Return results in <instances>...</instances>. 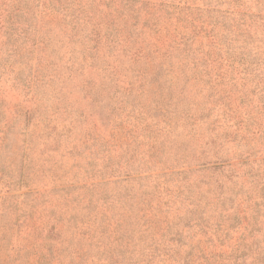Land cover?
<instances>
[{
	"label": "rangeland",
	"instance_id": "rangeland-1",
	"mask_svg": "<svg viewBox=\"0 0 264 264\" xmlns=\"http://www.w3.org/2000/svg\"><path fill=\"white\" fill-rule=\"evenodd\" d=\"M188 253L264 264V0H0V264Z\"/></svg>",
	"mask_w": 264,
	"mask_h": 264
},
{
	"label": "trees",
	"instance_id": "trees-1",
	"mask_svg": "<svg viewBox=\"0 0 264 264\" xmlns=\"http://www.w3.org/2000/svg\"><path fill=\"white\" fill-rule=\"evenodd\" d=\"M221 170V172L223 171L224 172V168L223 167H219V166H215V167H213V169L212 170H215V171H217V170ZM200 170H202V168L200 169ZM188 172H193L192 170L191 171H180V172H175V175H178V176H183V175H186ZM185 177H183V179H181V181H185V179H184ZM192 198V197H191ZM184 201H186V203H187V205H189V208L188 209H190V211L189 212H195L196 211V209H197V207H198V203H197V200L195 201V198H192V200L190 199V198H186ZM184 201H182V203H184ZM223 206H224V208L223 209H227V207H226V205H225V202H223ZM234 204V203H233ZM232 204V205H233ZM191 206H193V207H191ZM191 207V208H190ZM202 219V218H201ZM180 220H182V216H180L179 217V221ZM192 223L190 222V225H191ZM176 226H177V224H175V228H176ZM188 227H190V226H188ZM175 228H173V229H171L173 232H172V236H171V238H170V241L172 242V244H176V245H179L180 247H182V246H184V245H186V243H185V241L183 240V233L181 232V231H179V230H175ZM51 230H53V232H54V230H55V227L53 226L52 228H51ZM175 231V232H174ZM119 237H123L122 235H120L119 234V236H118V238ZM172 247H174V246H172ZM48 250L50 251V254H51V256H54V249H53V247L52 246H49L48 247ZM45 257V256H44ZM185 258H189L188 260H187V262H186V264H193L194 263V260H193V258H192V253H188L187 255H186V257ZM176 263H178V262H176ZM195 264V263H194Z\"/></svg>",
	"mask_w": 264,
	"mask_h": 264
}]
</instances>
